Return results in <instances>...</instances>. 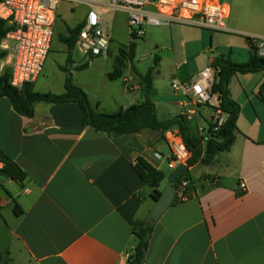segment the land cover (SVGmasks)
Wrapping results in <instances>:
<instances>
[{
  "label": "crops",
  "instance_id": "1",
  "mask_svg": "<svg viewBox=\"0 0 264 264\" xmlns=\"http://www.w3.org/2000/svg\"><path fill=\"white\" fill-rule=\"evenodd\" d=\"M224 3L230 7V21L231 3ZM238 15L244 20L250 16ZM227 26L245 42L222 47L210 31L182 24L145 30L165 31L172 43L183 38L181 45L191 57L184 64L201 61L187 81L222 57L221 50L233 63L248 62L245 38H264L236 20ZM127 70L120 78H109L120 86L104 100L92 104L88 96L97 112L115 114L149 95L160 122L181 115V94L162 90L155 79L148 90ZM234 77L246 93L243 98L230 83L232 99L241 106L235 143L213 164L190 168L193 196L171 206L153 226L143 264H264V111L245 116L249 102L264 98V72ZM212 115V109H200L195 135L206 137L198 128L207 130ZM168 131L108 135L83 123L77 103H37L34 117L26 118L9 98L0 99V151L26 175L22 183L0 177V264H130L137 245L134 224L147 220L155 205L153 190L135 165L141 158L170 180L174 170L169 167ZM16 203L20 215L15 214Z\"/></svg>",
  "mask_w": 264,
  "mask_h": 264
},
{
  "label": "built area",
  "instance_id": "2",
  "mask_svg": "<svg viewBox=\"0 0 264 264\" xmlns=\"http://www.w3.org/2000/svg\"><path fill=\"white\" fill-rule=\"evenodd\" d=\"M61 2L70 4L71 12L76 5L87 8L85 18L79 23L82 28L75 45V49L85 57L109 55L113 37L105 17L113 12L126 14L128 34L132 40L144 39L146 26L182 24L214 33L229 31L226 20L231 10L221 0H0V19L11 27L0 45V53L5 54L0 58V75L8 72L9 84L13 88L22 91L41 76L50 54ZM251 38L259 56L264 57V38ZM217 74V69L209 66L194 79L171 80L172 90L184 97L180 116L193 122L200 109L213 110L208 129L198 128V132L206 136L222 128L228 118L219 107V95L213 93ZM124 82L130 85L131 81L125 78ZM261 93L264 96V88ZM165 140L172 156L169 167L175 170L179 165L187 166L192 152L180 131H168ZM186 186L183 183L176 192L180 201L193 196V192L185 193ZM240 189L246 191L245 183L240 184Z\"/></svg>",
  "mask_w": 264,
  "mask_h": 264
},
{
  "label": "trees",
  "instance_id": "3",
  "mask_svg": "<svg viewBox=\"0 0 264 264\" xmlns=\"http://www.w3.org/2000/svg\"><path fill=\"white\" fill-rule=\"evenodd\" d=\"M82 25L74 28H67L68 35H60L62 43L66 44L69 50H74L79 32ZM11 30L7 22L0 19V45L6 35ZM251 51L250 59L244 64L233 63L230 58L220 57L213 63V68L221 74V81L216 82L213 87V93L218 94L220 109L227 114L228 118L225 125L216 132H211L210 136L200 137L193 133L192 122L187 121L182 116L160 122L157 118L156 107L149 95H146L142 102L134 104L127 109H121L115 114L99 113L92 108L88 95L78 86H75L68 79L65 84L66 92L61 95L53 93H41L35 91L34 83L27 84L22 91L13 88L9 84V73L5 72L0 75V99L7 97L13 104L15 111L26 118H33L35 115V105L37 103L62 104L77 103L82 112L83 123L90 126L97 132H103L108 135L127 136L139 134L144 130L167 132L177 128L182 134L188 148L192 152V158L188 162V170L180 175L175 184L179 191L180 186L186 183V194H191L192 177L190 168L198 164L205 166L214 163L217 155L227 153L233 147L238 130V121L241 114V106L232 99L230 83L237 74L248 75L264 72V57L259 56L258 50L251 37L245 38ZM137 45L131 42L129 46L120 50V57L116 60L115 70L109 75L110 79L120 78L121 71L124 68V62H134L136 57ZM5 54L0 53V58ZM159 60H156V66ZM87 63L84 67H87ZM154 69L151 68L146 75H139L141 85L148 90L152 89L154 79ZM264 85L262 86V89ZM261 89V91H262ZM262 101L264 98L261 96ZM0 177L12 179L17 183H22L26 179L25 173L0 151ZM135 171L139 177L153 190L152 197L158 200L161 196L160 186L165 180V174L152 167L145 160L139 158L135 165ZM181 202L176 198V203ZM15 214H22L20 206L16 203L14 208ZM137 238V245L133 255L129 258L130 264H143L149 241L153 232V227H149L146 220L137 221L133 228Z\"/></svg>",
  "mask_w": 264,
  "mask_h": 264
},
{
  "label": "rangeland",
  "instance_id": "4",
  "mask_svg": "<svg viewBox=\"0 0 264 264\" xmlns=\"http://www.w3.org/2000/svg\"><path fill=\"white\" fill-rule=\"evenodd\" d=\"M231 3L232 17L231 20L240 23L242 29L251 28L256 33L264 35V0H221ZM71 5L67 2H61L58 10V20L55 26V35L53 38L50 54L45 62L41 76L36 84L35 90L41 93H53L61 95L65 93V84L69 79L75 86L83 89L90 97L92 104L98 99L104 100L110 90L118 88L119 83H114L108 77L115 70L116 60L120 57V50L129 46L131 42L136 43V57L133 63L124 62V68L127 67V73L130 75H146L153 68L157 87L164 91L173 93L169 87V82L174 75L175 69L179 68L177 78L181 81L189 79L195 68L200 67L201 61H190L191 57L187 54L185 48L179 42L172 43L169 35L164 31L160 32L157 28L151 27L146 29V36L142 40H132L128 34L127 16L120 12H113L105 17L109 24V31L113 37V44L108 56L85 57L77 49L69 50L67 45L62 43L60 35H68L67 28L76 27L86 16L87 8L83 5H76L74 11H70ZM246 12L249 14L247 19H239V13ZM230 20V21H231ZM226 20V24L230 22ZM216 36L215 41L222 47L229 42H245L243 39L231 35L230 32L210 33ZM260 38V37H259ZM221 50V56L224 55ZM228 55V54H226ZM228 58V57H227ZM159 60L156 66V60ZM87 63L88 66L84 67ZM139 74V75H137ZM231 82L243 98H246L241 83L237 78H232ZM248 88V92H251ZM91 104V103H90ZM92 108L93 105H91ZM255 108V110H254ZM260 109L264 111V102L256 97L249 102L245 109V116L248 118L254 115L256 111L259 114ZM264 119V114H263ZM192 129L196 132L194 121ZM149 189V187H147Z\"/></svg>",
  "mask_w": 264,
  "mask_h": 264
},
{
  "label": "water",
  "instance_id": "5",
  "mask_svg": "<svg viewBox=\"0 0 264 264\" xmlns=\"http://www.w3.org/2000/svg\"><path fill=\"white\" fill-rule=\"evenodd\" d=\"M218 82L221 81V74H217ZM1 158V157H0ZM188 170V166L179 165L171 174L170 180H164L160 186L161 196L158 200H155V205L153 210L149 214L146 223L149 227H153L157 221L162 217V215L175 204L176 202V180L184 172Z\"/></svg>",
  "mask_w": 264,
  "mask_h": 264
}]
</instances>
